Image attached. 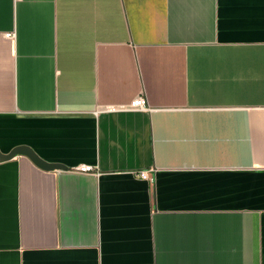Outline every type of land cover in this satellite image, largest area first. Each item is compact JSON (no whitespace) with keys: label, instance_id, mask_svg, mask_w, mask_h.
Returning <instances> with one entry per match:
<instances>
[{"label":"crops","instance_id":"0c3cea01","mask_svg":"<svg viewBox=\"0 0 264 264\" xmlns=\"http://www.w3.org/2000/svg\"><path fill=\"white\" fill-rule=\"evenodd\" d=\"M19 145L0 264H264V0H0Z\"/></svg>","mask_w":264,"mask_h":264},{"label":"built area","instance_id":"2783aa9c","mask_svg":"<svg viewBox=\"0 0 264 264\" xmlns=\"http://www.w3.org/2000/svg\"><path fill=\"white\" fill-rule=\"evenodd\" d=\"M7 37H12L13 34L7 33ZM103 110L106 111H119V110H149V107L146 103V100L143 97H138L134 100H132L128 105L120 106V107H107ZM74 171L80 172V173H91L93 172V167L91 165H78L73 169ZM136 176L142 180L148 181L150 183H154L155 179L154 176L149 174V171L147 170H140L135 172Z\"/></svg>","mask_w":264,"mask_h":264},{"label":"water","instance_id":"95a60500","mask_svg":"<svg viewBox=\"0 0 264 264\" xmlns=\"http://www.w3.org/2000/svg\"><path fill=\"white\" fill-rule=\"evenodd\" d=\"M16 155H24L28 157L35 165L44 170L62 169L66 170L65 165L59 163H49L40 158L30 147L26 145H19L12 148L8 153L0 152V161L8 160Z\"/></svg>","mask_w":264,"mask_h":264}]
</instances>
